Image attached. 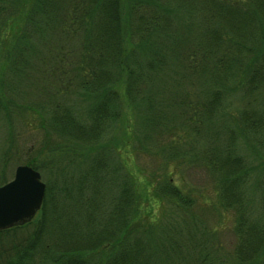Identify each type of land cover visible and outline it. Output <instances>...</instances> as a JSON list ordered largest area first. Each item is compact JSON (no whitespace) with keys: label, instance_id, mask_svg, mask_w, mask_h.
<instances>
[{"label":"trees","instance_id":"1","mask_svg":"<svg viewBox=\"0 0 264 264\" xmlns=\"http://www.w3.org/2000/svg\"><path fill=\"white\" fill-rule=\"evenodd\" d=\"M29 118L46 192L0 264H264V0H0L8 156Z\"/></svg>","mask_w":264,"mask_h":264},{"label":"rangeland","instance_id":"2","mask_svg":"<svg viewBox=\"0 0 264 264\" xmlns=\"http://www.w3.org/2000/svg\"><path fill=\"white\" fill-rule=\"evenodd\" d=\"M22 7H23V5H22ZM21 25L22 24L20 21L18 28H20ZM8 34H11V31L8 30ZM28 123L30 124L29 132H27L25 134L24 130H23V136L25 138L22 139V137L21 138L16 137V139L13 140L12 151H10L11 155L8 156L5 152L7 149V142L4 140L6 131H5L4 125L2 123V120H0V182H3L5 180L6 181L11 180L14 176L15 168L21 164L19 162L26 160L27 157H31L34 154L33 152L27 153L26 148L30 147L34 143L38 144L42 140V137H43L42 133L39 131V129L36 130V128H34L35 127L34 126V119L32 120V118H29ZM21 135L22 134H20L19 136H21ZM21 147H22V150H21ZM128 154L132 158L133 162H136L140 168L145 169L144 171L146 174L149 173L150 171L156 169V163H155L152 155L143 153L142 155H140V157H138L135 154V158H133V155H134L133 150L131 153H128ZM128 154H126L124 151L120 152V156H122L124 158L125 162L127 163L128 168L130 169V171L132 173H134L135 172L134 164L128 158ZM174 169H175L174 167H171V169H169L170 174H172V175L174 174L175 181L182 188H185V190H186L189 186H190V188H203V187H205L206 189H208V192L210 193V195L214 199V196H213L214 184L212 183V181L210 183L209 180L205 179V176L203 174H200V173L197 174L195 172L191 175L188 172H185V173L181 172L180 173L176 169L175 170ZM175 171L177 172V174L175 173ZM158 178H159L158 174L153 175V179H155L156 181ZM194 178H196V180ZM216 211L220 212L219 209H217ZM213 213H214V211H213ZM213 213L211 214V216L209 218L210 224L211 225L213 224L215 226L217 225V223L219 224L218 230L223 232L222 235L224 238V242L227 245V242L231 238L230 230H231L232 225H233L232 224L233 215L230 212H226V213H224L225 216L220 219L219 214L216 213V216H215V213L214 214Z\"/></svg>","mask_w":264,"mask_h":264},{"label":"water","instance_id":"3","mask_svg":"<svg viewBox=\"0 0 264 264\" xmlns=\"http://www.w3.org/2000/svg\"><path fill=\"white\" fill-rule=\"evenodd\" d=\"M45 192L41 173L30 165H18L13 178L0 185V231L31 221L42 207Z\"/></svg>","mask_w":264,"mask_h":264}]
</instances>
